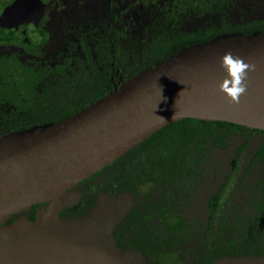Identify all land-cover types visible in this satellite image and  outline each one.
<instances>
[{
  "label": "water",
  "instance_id": "water-1",
  "mask_svg": "<svg viewBox=\"0 0 264 264\" xmlns=\"http://www.w3.org/2000/svg\"><path fill=\"white\" fill-rule=\"evenodd\" d=\"M19 8L36 3L24 0ZM39 11L0 16V39H41ZM226 50L254 64L248 91L232 104L218 89ZM184 118L224 120L264 130V31H223L180 47L58 120L0 134V264H148L113 230L131 210L129 190L98 192L87 214L62 217L79 192L68 189ZM48 201L34 219L5 220ZM206 264H264L262 254H224Z\"/></svg>",
  "mask_w": 264,
  "mask_h": 264
},
{
  "label": "flooded vegetation",
  "instance_id": "flooded-vegetation-1",
  "mask_svg": "<svg viewBox=\"0 0 264 264\" xmlns=\"http://www.w3.org/2000/svg\"><path fill=\"white\" fill-rule=\"evenodd\" d=\"M23 1H6L7 8L1 11L0 16L18 11ZM28 1L36 3V6L29 7L27 11L40 13L38 27L41 39L31 42L0 39V52L15 48L25 50V46L30 44L40 46V57L44 60L41 67L45 73L37 85L26 88L27 95L23 100L28 107L50 109V103L54 102L64 112L69 109L75 112L109 92L106 91L108 87H116L124 75L123 0ZM68 29L70 32L66 31ZM59 34L65 46H50ZM54 77H59V80L49 82ZM5 92V95H0V101L7 103L13 98L7 94V88ZM8 110L9 107L2 110L3 113L0 111V117L6 116L4 113ZM200 120L203 121L198 122L196 130L198 142L189 148L193 156L189 157L187 148L186 152L183 151L185 158H159L156 153L162 152L163 141L170 139L173 131L177 130L164 128L149 142L138 143L96 173L72 185L68 191L79 192V199L68 207H73L71 211L61 210L60 215L87 214L98 192L113 193L122 185L121 176L131 161L134 181L131 210L134 208V213L128 219L133 223L134 233L127 228V221L118 228L115 226L113 234L118 245L142 250L148 257V264H206L224 254H231L229 250L232 247L264 248V156L255 153L262 143L255 145L245 166L260 173L251 177L250 184L247 183L246 190H243L245 194L240 193L237 160L233 159L232 170L221 177L218 152L222 134L234 130L242 135L245 130L221 129L209 122L217 120ZM259 133L243 135L245 139L238 150L242 151L251 136ZM150 147L158 149L151 152ZM239 153L238 158L241 159L244 153ZM243 173L244 178L252 176V173L247 175V170ZM214 181H217L215 189L207 193L198 211L189 212L207 183ZM238 194L242 195L240 201ZM47 204L45 201L35 206L32 215L27 210L33 205L27 210L14 212L13 220L34 219ZM178 252L184 259L187 257L185 261L168 258Z\"/></svg>",
  "mask_w": 264,
  "mask_h": 264
},
{
  "label": "trees",
  "instance_id": "trees-1",
  "mask_svg": "<svg viewBox=\"0 0 264 264\" xmlns=\"http://www.w3.org/2000/svg\"><path fill=\"white\" fill-rule=\"evenodd\" d=\"M124 1L123 22L125 31L122 50L124 75L117 85L140 68L152 64L157 59L165 58L168 54L176 52L180 47L204 41L217 33L237 30L252 32L255 29L264 31V0ZM114 16L117 17L116 11ZM66 31H69V29ZM22 49L15 48L0 52V85H4L0 87V95H5V88H7L9 91L7 94L13 98L7 103L0 101L1 112L9 107V110L4 113L6 116L0 117V134L32 124L62 119L63 116L74 112V109L64 112L54 102L50 103V109L47 107L37 109L27 106L23 100L27 95L26 88L37 85L45 71L43 66L41 67L44 60L40 57V46L38 44H30L25 46V50ZM49 72L52 73L51 70ZM58 80L59 77H54L49 82L53 83ZM111 89V87H108L106 91ZM200 121L203 120L184 118L171 122L150 134L141 143L149 142L151 137L164 128L177 129L173 131L170 139L163 141V147L160 148L162 152H158V148L152 147L149 148V151H157L156 155H159V158L163 160L167 158H185L184 152H186V149L189 150L192 145L196 146L198 142L196 130ZM209 122L215 123V126H219L221 129H244L245 131L242 134L245 136H248L247 132H250V134L260 132L259 134L262 137L260 142L262 144L255 153L257 156H264V130L250 129L244 125L224 120ZM189 154V157L193 156L192 149L189 150ZM130 160H133V158ZM131 169L133 170V164L130 161L122 175H126ZM133 189L134 185L130 187L120 184V187L114 189V191L129 190L133 192ZM39 204L33 205L27 212L32 215L35 206ZM72 209L73 207L62 211L69 212ZM133 210L134 208L116 225L117 228L127 221V228L134 233L133 223L128 219L133 215ZM13 216L12 214L5 222H11ZM229 251L231 254H262L264 248L237 246L230 248Z\"/></svg>",
  "mask_w": 264,
  "mask_h": 264
},
{
  "label": "rangeland",
  "instance_id": "rangeland-1",
  "mask_svg": "<svg viewBox=\"0 0 264 264\" xmlns=\"http://www.w3.org/2000/svg\"><path fill=\"white\" fill-rule=\"evenodd\" d=\"M6 1L8 0H0V13L2 10H4L5 8H7L6 6ZM123 4L125 6V1L123 0ZM28 6H24L19 8V12H24L26 9H28ZM62 37L60 36V34L55 38L54 40L50 43V46L52 44H54L57 47H64L65 46V42H61ZM245 137L243 136V134L241 135L239 132L236 131H230L227 133L222 134V138H221V146L219 147V158L221 160V167H220V171H221V177H223L226 173H229V171H231V167L233 166L232 163H234L233 159H236V164L238 166L237 169V176H239V180L240 183L237 181V185H239V190L241 191L240 193H244L243 190H246V184L248 183V185L250 184V179L253 176H257L260 172L258 171H253L252 172V168L251 170L249 168L246 169V162L248 161V158L250 157V155L253 153V150L255 148V145L257 143L260 142L261 137L258 134H254L251 136L249 143H247V145L245 147H243L242 151L238 150V146L243 143ZM242 152L244 153L243 157L241 159L238 158V153ZM240 155V153H239ZM241 157V156H240ZM264 169V168H263ZM244 170H247V175L252 173V176H246L247 178H244L245 174L243 173ZM123 177V178H122ZM123 184L122 186H130L133 187L134 185V181H133V170H129L128 173H126V175L121 176ZM217 185V181L213 182H208L205 189L203 190V192L198 196L196 203L190 207L188 209L189 212H197V208L204 202L205 197L207 195V193L212 192L215 189V186ZM242 199V195L238 194V200L240 201ZM182 256L181 252L176 253L175 255H169L168 258H173V259H179L180 262H183L186 260V258L184 259Z\"/></svg>",
  "mask_w": 264,
  "mask_h": 264
},
{
  "label": "clouds",
  "instance_id": "clouds-1",
  "mask_svg": "<svg viewBox=\"0 0 264 264\" xmlns=\"http://www.w3.org/2000/svg\"><path fill=\"white\" fill-rule=\"evenodd\" d=\"M219 65L225 73L218 84L219 91L232 104H240L241 97L248 91V74L255 71L256 66L228 50L220 55Z\"/></svg>",
  "mask_w": 264,
  "mask_h": 264
}]
</instances>
